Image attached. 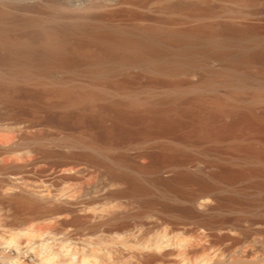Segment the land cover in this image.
<instances>
[{"label": "rangeland", "instance_id": "1", "mask_svg": "<svg viewBox=\"0 0 264 264\" xmlns=\"http://www.w3.org/2000/svg\"><path fill=\"white\" fill-rule=\"evenodd\" d=\"M95 28L216 29L252 51L232 67L239 80L217 58L174 71L132 63L101 76L41 52L0 61L9 78L0 83L3 213L40 214L13 196L39 200L72 185L118 226L104 241L145 249L139 262L264 264V0H0L4 38L35 43L56 32L74 51ZM8 241L0 239V262L37 264L12 255ZM157 243L164 252L146 249Z\"/></svg>", "mask_w": 264, "mask_h": 264}, {"label": "bare ground", "instance_id": "2", "mask_svg": "<svg viewBox=\"0 0 264 264\" xmlns=\"http://www.w3.org/2000/svg\"><path fill=\"white\" fill-rule=\"evenodd\" d=\"M201 34L197 30L173 32L149 29L139 32L95 28L81 35V40L74 43L80 44L81 41V45H78V48L76 45L74 51L69 50L70 41L62 40L56 32L40 36L37 43L31 42L30 39V42H26L27 40H23L25 38H19L20 40L16 39V41L0 36V61L41 52L42 57L46 59L67 61L70 58L73 61L77 59L81 63L87 62L93 75L101 76L111 70L114 71L119 66L132 63L143 64L148 68L174 71L193 67L197 62H201L199 59L217 58L225 62H223V65H227L225 68H230L226 74L229 76L232 74L234 79L239 80L233 68L247 63L252 47L246 41L238 39L239 37L235 38L237 37L235 34L224 35L216 29L209 34ZM6 79L9 78L0 74V83L5 82ZM242 80L241 82H245L246 79ZM5 186L4 182L0 183V239L9 238L8 249L14 256H21L26 261L34 259L37 264H119L120 262L121 264H170L169 261L163 262L160 257L154 255H147V258L144 257L145 261L139 262V259L143 258L138 257V253L145 250L141 246L124 243L119 247L114 237L104 241L105 236L110 237L116 233L118 226L111 223L104 212L93 208L95 198L77 200L71 192L74 187L72 185L62 186L57 192L47 189L39 200L33 196H13L12 199L20 205L35 207L40 213L21 221L10 220L3 213L4 206L8 204V200L2 194ZM77 186L83 188L85 185ZM83 213L86 215L84 216ZM41 219L47 222L44 226L34 224ZM73 225L76 229L71 230ZM162 234L166 236L168 229L162 231ZM73 237L86 239L80 238L81 242L73 243L70 242ZM117 237L120 236L117 235ZM126 237L129 236L126 235ZM121 238L123 239V236ZM148 248L160 252L165 250H161V243L146 247ZM184 249L185 247L181 246L178 250L179 256L183 260L189 259V252L187 253ZM118 255H124L127 259L118 261L116 258ZM175 263L178 264V261ZM0 264L3 262L1 261Z\"/></svg>", "mask_w": 264, "mask_h": 264}]
</instances>
